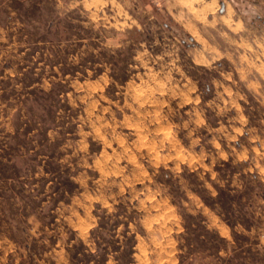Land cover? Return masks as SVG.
<instances>
[{"label":"rangeland","instance_id":"obj_1","mask_svg":"<svg viewBox=\"0 0 264 264\" xmlns=\"http://www.w3.org/2000/svg\"><path fill=\"white\" fill-rule=\"evenodd\" d=\"M0 264H264V0H0Z\"/></svg>","mask_w":264,"mask_h":264},{"label":"built area","instance_id":"obj_2","mask_svg":"<svg viewBox=\"0 0 264 264\" xmlns=\"http://www.w3.org/2000/svg\"><path fill=\"white\" fill-rule=\"evenodd\" d=\"M157 4H159V2L157 1Z\"/></svg>","mask_w":264,"mask_h":264}]
</instances>
